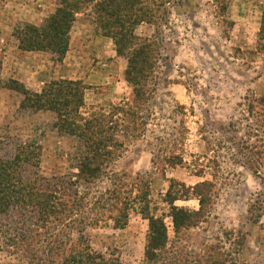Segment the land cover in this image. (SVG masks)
<instances>
[{"label": "rangeland", "instance_id": "374dc122", "mask_svg": "<svg viewBox=\"0 0 264 264\" xmlns=\"http://www.w3.org/2000/svg\"><path fill=\"white\" fill-rule=\"evenodd\" d=\"M153 1L159 26L140 24L135 34L156 31L165 59L150 83L143 120L128 124L120 121L133 99L123 77L127 62L98 35L90 9L77 15L70 49L56 63L50 54L18 50L12 34L24 24L42 25L57 1L0 0V161L26 160L21 178H35L41 191L46 180L60 196L75 198V230L118 264L143 263L144 214L164 219L171 252L203 257L214 247L227 264H264V0ZM57 80L84 86L83 118L120 121L111 131L120 146L90 183L81 168L82 141L60 132L54 113L21 108L18 84L39 93ZM173 156L179 159L162 162ZM172 181L212 185L204 222L174 232L163 200ZM175 206L197 210L198 202L190 196ZM124 213V225L116 227ZM13 215L18 219L0 214V264H25L6 238L29 214Z\"/></svg>", "mask_w": 264, "mask_h": 264}, {"label": "trees", "instance_id": "16d2710c", "mask_svg": "<svg viewBox=\"0 0 264 264\" xmlns=\"http://www.w3.org/2000/svg\"><path fill=\"white\" fill-rule=\"evenodd\" d=\"M56 1L54 12L42 25L24 24L13 30L12 36L18 50L47 53L53 57L54 62L61 63L69 49L70 31L77 15L90 9L91 20L98 35L109 38L116 55L127 62L124 80L132 87L133 99L131 108L122 113L123 119L120 121L129 124L133 118L143 120L141 111L153 93L150 83L165 58L157 44L156 31L151 37H138L135 29L140 24L159 26V5L153 0ZM18 89L24 96L21 108L54 113L57 121L55 127L63 134L75 136L82 141L84 156L81 157V168L85 175L84 181L90 183L97 179L99 173L112 161L113 151L120 146L111 133L119 127L120 121H105L103 116L100 119L83 118L79 109L85 88L78 81H52L44 85L39 93H29L20 84ZM172 159L179 157H164L162 162L169 165ZM25 163L28 161L16 156L12 161H0V214L15 217L13 213L16 209L29 214L25 216L22 228L18 230L13 227L12 236L6 238L14 254L20 252L25 264H118L115 258L92 249L81 236V229L75 230L73 224L76 221L73 219L79 208L75 198L60 196L59 191L54 189L55 185L46 180H42L45 188L41 191L36 187L35 178H21L20 164ZM190 196L197 200V210L175 206V202L187 201ZM212 197L213 187L210 183L202 182L186 187L182 183L170 182L163 200L169 206L167 217L174 232L204 222L211 210ZM144 207L148 211L147 203ZM111 208L121 210L113 205ZM121 216L114 221L116 227L124 225L126 213ZM144 216L148 229L142 264L228 263L219 248L209 247L203 257L184 256L167 250L164 219L150 214ZM79 224L82 225L78 221ZM74 232L77 233L76 238ZM4 233L7 235V230Z\"/></svg>", "mask_w": 264, "mask_h": 264}, {"label": "crops", "instance_id": "0c3cea01", "mask_svg": "<svg viewBox=\"0 0 264 264\" xmlns=\"http://www.w3.org/2000/svg\"><path fill=\"white\" fill-rule=\"evenodd\" d=\"M54 12V9H52V10H50L48 13H47V15L45 14V16H44V18H47V17H49L52 13ZM35 25V24H34ZM36 26V25H35ZM72 29V28H71ZM101 38H106V37H103V36H101ZM106 39H108L111 43H112V41L109 39V38H106ZM113 45V44H112ZM69 49H70V40H69ZM69 49H68V51H69ZM68 51H67V53H68ZM113 52H115V50L113 51ZM29 53H31V52H29ZM67 53H66V55H67ZM65 55V56H66ZM115 55H116V53H115ZM117 56V55H116ZM124 75H125V70H124V72H123V77H124Z\"/></svg>", "mask_w": 264, "mask_h": 264}]
</instances>
